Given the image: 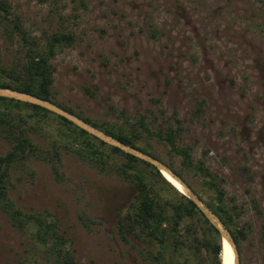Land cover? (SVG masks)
<instances>
[{
    "label": "rangeland",
    "instance_id": "obj_1",
    "mask_svg": "<svg viewBox=\"0 0 264 264\" xmlns=\"http://www.w3.org/2000/svg\"><path fill=\"white\" fill-rule=\"evenodd\" d=\"M6 1L38 45L55 32L73 35L50 59L59 102L115 129L139 128L140 117L152 131L180 127L193 161L223 178V199L238 207L240 264H264V0ZM22 42L0 22L4 57L22 55ZM144 140L203 201L213 197L180 156L154 136ZM6 149L0 139V154ZM59 168L56 179L43 161L15 166L10 196L54 214L80 264H142L114 227L134 192L70 154ZM30 240L0 212V264H48Z\"/></svg>",
    "mask_w": 264,
    "mask_h": 264
},
{
    "label": "trees",
    "instance_id": "obj_2",
    "mask_svg": "<svg viewBox=\"0 0 264 264\" xmlns=\"http://www.w3.org/2000/svg\"><path fill=\"white\" fill-rule=\"evenodd\" d=\"M9 14L10 5L6 0H0V22L5 24L11 39L19 36L23 41L19 50L23 54L8 60L0 51V86L57 103L120 141L160 159L144 140L146 136H154L166 146L169 155L180 156L183 165L192 167L203 178V184L213 194L204 200L205 203L228 227L238 247L246 231L245 226L235 220L238 207H229L223 199L220 187L223 178L211 171L203 160L193 161L190 147L180 142V127L152 131L144 117H140L139 128L115 129L62 104L52 89L53 66L50 59L59 47L72 44L73 35L55 32L38 45L34 39L26 37L21 25L10 19ZM0 139L7 146L6 151L0 154V212L11 226L28 232L33 244L43 246L42 255L48 264L80 263L67 246L69 238L63 230H58L54 214L23 209L15 203L9 194L13 187L11 173L15 166H25L31 160H38L48 163L56 179H60L59 166L63 154L72 155L96 173L117 178L134 192V200L117 218L114 227L115 234L129 243L139 262L221 264L222 242L217 229L191 199L149 162L107 144L42 106L4 96H0ZM165 162L184 177L171 160Z\"/></svg>",
    "mask_w": 264,
    "mask_h": 264
},
{
    "label": "water",
    "instance_id": "obj_3",
    "mask_svg": "<svg viewBox=\"0 0 264 264\" xmlns=\"http://www.w3.org/2000/svg\"><path fill=\"white\" fill-rule=\"evenodd\" d=\"M0 96L14 98L42 106L58 115L65 117L66 119L77 125L78 127L94 135L98 139L106 142L107 144L118 147L124 152L133 154L136 157L143 159L146 162H149L150 164L154 165L161 173L162 171L167 172L182 185L184 192L181 193H183L186 197L191 199L196 204L198 209L203 213V215L208 219V221L217 229L221 238V242L224 239L228 241L234 252V264H240L239 250L228 227L224 224V222L220 219V217L207 204H205V202L199 197V195L194 191L192 186L184 179V177L179 175L170 165L165 163L163 160L154 157L153 155L146 153L145 151L137 147L128 145L123 141H120L119 139L113 137L112 135L108 134L102 129L89 123L82 117L76 115L73 112H70L69 110L61 107L57 103H54L48 99L36 96L32 93H27L17 89L1 87V86H0Z\"/></svg>",
    "mask_w": 264,
    "mask_h": 264
},
{
    "label": "bare ground",
    "instance_id": "obj_4",
    "mask_svg": "<svg viewBox=\"0 0 264 264\" xmlns=\"http://www.w3.org/2000/svg\"><path fill=\"white\" fill-rule=\"evenodd\" d=\"M162 174L165 176V178L170 181L179 191L184 192V189L182 185L174 179L171 175H169L167 172L162 171ZM221 264H234V252L228 241L225 239L221 243Z\"/></svg>",
    "mask_w": 264,
    "mask_h": 264
}]
</instances>
